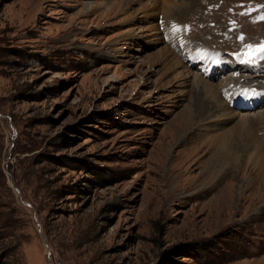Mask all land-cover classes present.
<instances>
[{"label":"rangeland","instance_id":"374dc122","mask_svg":"<svg viewBox=\"0 0 264 264\" xmlns=\"http://www.w3.org/2000/svg\"><path fill=\"white\" fill-rule=\"evenodd\" d=\"M171 23L264 67V0H0V264H264V104L219 90L248 161L202 182L192 81L236 69L203 75Z\"/></svg>","mask_w":264,"mask_h":264},{"label":"bare ground","instance_id":"6f19581e","mask_svg":"<svg viewBox=\"0 0 264 264\" xmlns=\"http://www.w3.org/2000/svg\"><path fill=\"white\" fill-rule=\"evenodd\" d=\"M199 83H200V81H199L198 77L194 76L191 87L195 91L198 90L197 96L199 97L197 100L198 105L196 107V115L199 116L198 113H202V114H204L203 118H207V117L209 119L211 118L212 123H214L213 128H216L214 130V133L215 132L217 133V131L221 130V132L219 131L220 133L219 134L217 133V135L215 133V134H211L212 136H208L209 142H207V144L205 145L207 147L206 151H207L208 155L210 154V157H208L207 161L211 166H210V168H207V170H205V172L203 174L204 178H203L202 182H211L214 179L215 174L218 172H221L222 178H224L226 176V173L228 172V169H229V173H233L235 166L237 164L243 165L242 167L244 168L245 165L247 164L248 159L245 158L246 157L245 156L246 151L241 145V136H240L241 135V131H240L241 121H240V123H236L235 128L230 130V133L227 132L228 130L224 129L225 130L224 131L220 128H217V126L215 125L217 121L225 120L228 118L227 116H230V114L225 113L226 109H224V108H225L226 102L224 104V101H223V99L219 93L221 86L219 87V89L216 90L214 85H210L208 83H202V86L198 87ZM202 94L203 95L205 94V96H207V98L204 97L202 99L201 98ZM226 107H227V105H226ZM214 112L220 113V116H219V117H221L220 120H216L213 118ZM235 114H236V112H235ZM194 119H195V116L193 115V113H191V115L187 118V120H185L183 128L180 129L181 136L184 134L185 130L192 125ZM215 120H216V122H215ZM221 123H224V122H221ZM219 126H220V124H219ZM220 127L222 128V126H220ZM206 131L211 132L212 130L211 129L208 130L206 128ZM248 145H250L251 147L253 146L252 143L251 144L248 143ZM205 146L204 147L202 146L200 148L205 149ZM239 147H241V149H242V154H239L240 153ZM253 160L255 161V158ZM239 161H240V163H238ZM245 161H246V163H244ZM205 176H207V177H205ZM257 180L258 179H256L255 181H257ZM214 184H216V183H214ZM212 186H213V184H212ZM255 189L257 192H258V189H260L261 191L264 192V189H261V187L257 186ZM204 191H205V189H203L202 191H199V193L204 192Z\"/></svg>","mask_w":264,"mask_h":264},{"label":"snow or ice","instance_id":"6c2138e0","mask_svg":"<svg viewBox=\"0 0 264 264\" xmlns=\"http://www.w3.org/2000/svg\"><path fill=\"white\" fill-rule=\"evenodd\" d=\"M255 51L264 52V46H261L259 49H256ZM261 58H264V57H261Z\"/></svg>","mask_w":264,"mask_h":264}]
</instances>
